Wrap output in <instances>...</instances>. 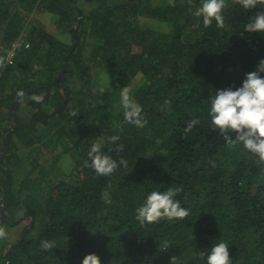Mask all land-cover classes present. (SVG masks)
<instances>
[{"label": "trees", "instance_id": "16d2710c", "mask_svg": "<svg viewBox=\"0 0 264 264\" xmlns=\"http://www.w3.org/2000/svg\"><path fill=\"white\" fill-rule=\"evenodd\" d=\"M226 3L218 28L195 16L202 0H0V57L21 40L0 68V110L39 86L25 97L27 118L15 116L14 135L26 145L57 143L47 169L36 167L37 178L20 182L18 192L0 165V224H7L1 213L14 222L19 207L35 216L18 240L0 244V264H82L91 254L101 264H170L172 257L207 264L220 242L232 264H264V164L241 143H225L208 115L217 90L239 88L264 60V33L244 31L264 4ZM31 12L51 21L38 24ZM125 86L143 109V128L125 121ZM46 88L43 110L64 104L53 117L37 108ZM193 119L199 123L185 133ZM6 131L0 127V137ZM113 135L116 144L108 142ZM97 140L127 166L109 176L87 167ZM63 154L72 161L68 172L57 165ZM169 187L183 189L175 199L190 214L142 226L136 209ZM42 240L55 247L42 250Z\"/></svg>", "mask_w": 264, "mask_h": 264}, {"label": "clouds", "instance_id": "9594fccd", "mask_svg": "<svg viewBox=\"0 0 264 264\" xmlns=\"http://www.w3.org/2000/svg\"><path fill=\"white\" fill-rule=\"evenodd\" d=\"M234 3L241 5L244 9L250 10L258 4H264V0H234ZM170 6L174 5V0H169ZM227 7L226 0H202V4L195 11V16L202 18L203 25L210 27L215 21L218 28L225 26L223 12ZM244 31L248 33H264V11L257 12L245 26ZM5 66L4 59L0 57V68ZM264 60L259 62L255 71L247 73L242 85L233 90H217L211 100V107L208 113L211 123L223 137L225 143H241L252 155L258 157V163L264 164ZM131 89L125 86L121 89V105L124 110L125 121L137 128L146 126L147 121L143 118V109L135 102L131 96ZM197 119L190 120L185 128L188 133L197 125ZM232 133H235L233 139ZM120 137L113 135L109 138V143L116 144ZM103 141L97 140L88 153L85 165L92 168L98 176H109L113 174L121 165L127 166V161L121 158L119 162L110 155L105 154ZM123 146L118 145L117 152L122 151ZM179 187H169L166 191L151 192L142 206L136 209V219L143 226L150 223H158L162 219H183L190 213L181 207L180 202L175 197L182 191ZM105 203H111L107 191L102 193ZM5 226L0 225V239L8 237ZM169 246L167 243L164 245ZM40 247L47 251L55 247L53 241L42 240ZM203 258V253H201ZM176 257H172L170 264H175ZM82 264H101L99 257L94 254L84 258ZM207 264H232L230 259L229 246L220 242L211 248L207 255Z\"/></svg>", "mask_w": 264, "mask_h": 264}, {"label": "crops", "instance_id": "0c3cea01", "mask_svg": "<svg viewBox=\"0 0 264 264\" xmlns=\"http://www.w3.org/2000/svg\"><path fill=\"white\" fill-rule=\"evenodd\" d=\"M92 5L86 4L83 5L82 8L84 11L88 10L91 8ZM85 8V9H84ZM30 14H35V12H31ZM42 13H37L35 14V17L33 20L36 21L38 24H46L48 20V17L41 16ZM26 97V96H25ZM23 99L22 103L19 104V106L16 109L15 116H19V118H27V113L23 109V103L26 101V99ZM10 108V107H9ZM9 108H2L0 110V127L2 129H7V131L11 127V121L9 119ZM16 121V120H15ZM16 128V124H15ZM15 130V129H14ZM14 130L12 132L10 142H9V147L7 149V152L3 159L0 161V165L2 163L5 164V168L8 170L10 174V182H12L13 187L12 191L13 192H18V187L20 182L22 181H28V180H33L37 178V172H35L36 167H45L47 169V164L49 163L50 160V154L49 152L53 154L54 151H50L49 147V141L47 142V145L43 146L40 144H35V145H26L25 144V138L22 137H17L14 135ZM7 131L4 133L3 137H0V154L2 151V142L3 138L6 135ZM54 150V149H53ZM61 153L59 150L57 151ZM9 156L12 158V160L5 161V159ZM66 156V154H63L60 156L59 160ZM27 187H25L26 189ZM23 190L26 192V190ZM30 191V190H29ZM23 208L19 207L17 209V213L15 214L17 218H15L14 224H4L3 226L6 227L7 232L9 233L8 238L5 240H9L11 244L18 240L20 237L21 233L23 232V229L26 225L29 224V216L23 215ZM1 225V224H0ZM1 244H6V243H1ZM7 245V244H6Z\"/></svg>", "mask_w": 264, "mask_h": 264}, {"label": "water", "instance_id": "95a60500", "mask_svg": "<svg viewBox=\"0 0 264 264\" xmlns=\"http://www.w3.org/2000/svg\"><path fill=\"white\" fill-rule=\"evenodd\" d=\"M64 74H65V68L62 69V71H61L60 74H59V80H60V81H63V79H64ZM39 89H40V87L37 86V87L30 88V89H28V90H26V91H23L22 93H20V94L15 98V100H14L13 103L11 104V106H10V108H9V112H8L9 119H10V121H11V127H10V129L7 131L6 135H5L4 138H3V142H2V151H1V154H0V161L3 159V157L5 156V154H6V152H7V149H8V147H9L10 138H11V135H12V132H13V130L15 129L16 121H15L14 115H15V112H16L17 107L19 106V104L22 103V101H23V99H24L25 96H27V95H29V94H31V93H33V92L39 90ZM49 96H50V90H49V88H46V91H45L44 96H43L42 98H40V99L38 100V102H37V108L39 109V111H40L43 115H45V116H47V117H53V116L57 115V114L61 111V109L64 107V104H62L60 107H58V108H56V109H54V110H52V111H50V112H45V111L41 108V107H42L41 105H42L43 102H45V101H47V100L49 99ZM67 100H68V96L66 97L65 102H66ZM1 201H2V198L0 197V202H1ZM30 217H31V219H30V222H29V224H28V226H27V229H28V228H31V227L34 225V221H35V216H34V214L31 213V214H30ZM1 218H2L3 221L6 222L7 224H14V222L9 221V220L6 218L5 213H1ZM27 229H26V230H27ZM26 230H25V231H26ZM25 231H24V232H25ZM19 243H20V241L17 242V243H15V244L13 245V247H10V248H9L8 251L13 250L15 247H17V246L19 245ZM130 264H132V263H130Z\"/></svg>", "mask_w": 264, "mask_h": 264}, {"label": "rangeland", "instance_id": "374dc122", "mask_svg": "<svg viewBox=\"0 0 264 264\" xmlns=\"http://www.w3.org/2000/svg\"><path fill=\"white\" fill-rule=\"evenodd\" d=\"M32 14H30L29 15V17H32L31 16ZM49 21H51L50 19H49V17H48V21L47 22H49ZM147 24H149V25H152L153 23L152 22H147ZM24 35V34H23ZM42 108V107H41ZM43 109V108H42ZM45 112H50V111H52V108L51 107H46L45 108V110H44ZM25 117V116H24ZM48 141H49V149H50V151L51 150H53V148L55 149L56 147H57V143L55 142V140L53 139V138H50L49 137V139H48ZM47 141V142H48ZM45 145H47V143L45 144ZM44 145V146H45ZM61 150L62 149H59V151L61 152ZM49 154L50 155H52V152L50 153L49 152ZM57 165H58V167L59 168H61V169H64L65 171H69V169H70V167L72 166V161L71 160H69V158L68 157H66V156H64V157H62L59 161H58V163H57ZM9 234V233H8ZM10 236V235H9ZM8 238V237H7ZM6 239V238H5ZM5 239H0V244L1 243H6L7 245H10L11 244V242L9 241V240H5ZM9 239V238H8Z\"/></svg>", "mask_w": 264, "mask_h": 264}, {"label": "built area", "instance_id": "2783aa9c", "mask_svg": "<svg viewBox=\"0 0 264 264\" xmlns=\"http://www.w3.org/2000/svg\"><path fill=\"white\" fill-rule=\"evenodd\" d=\"M20 44H21V40H20V38L17 39V40L13 43L11 49H10V50L8 51V53L5 55V58H4L5 65H6V64H10V63L12 62L13 57H14V55H15V51L17 50L18 47H20Z\"/></svg>", "mask_w": 264, "mask_h": 264}, {"label": "flooded vegetation", "instance_id": "af4514ba", "mask_svg": "<svg viewBox=\"0 0 264 264\" xmlns=\"http://www.w3.org/2000/svg\"><path fill=\"white\" fill-rule=\"evenodd\" d=\"M42 97H43V96H42ZM42 97H41V98H42ZM54 109H56V108H52V110H54Z\"/></svg>", "mask_w": 264, "mask_h": 264}]
</instances>
